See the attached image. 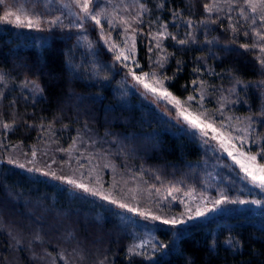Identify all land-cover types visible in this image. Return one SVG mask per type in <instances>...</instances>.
Listing matches in <instances>:
<instances>
[{"label":"trees","instance_id":"1","mask_svg":"<svg viewBox=\"0 0 264 264\" xmlns=\"http://www.w3.org/2000/svg\"><path fill=\"white\" fill-rule=\"evenodd\" d=\"M6 2L18 14L20 7L40 14L44 30L0 22V264H264V208L232 206L176 226L139 215L161 217L165 207L181 213L190 191L248 195L228 158L130 74L155 72L175 97L207 121L223 122L235 137L251 117L245 143L256 152L260 145L252 141L264 137V70L259 48L241 45L259 43L253 31H264L259 14L244 0H216L222 10L212 12L204 6L213 0H95L105 10L101 35L90 18L77 19L84 14L74 0ZM4 10L0 5V15ZM57 17L73 26L49 30L47 22ZM161 25L177 38H161L163 52L153 39ZM181 39L188 42L177 43ZM120 50L127 61L115 59ZM165 55L160 67L156 61ZM51 173L108 193L136 212ZM148 231L150 240L137 249L147 256L130 253Z\"/></svg>","mask_w":264,"mask_h":264},{"label":"snow or ice","instance_id":"2","mask_svg":"<svg viewBox=\"0 0 264 264\" xmlns=\"http://www.w3.org/2000/svg\"><path fill=\"white\" fill-rule=\"evenodd\" d=\"M225 2L231 5L234 2V0H225ZM74 3L76 4V6H78L81 9V11L84 14L83 16L77 15V19L84 20L86 18H90L92 21L95 22L96 25L100 26L101 35H103L104 27L101 23L100 17L104 15L105 10L103 8H99V5L95 4V0H74ZM244 3L251 9V12L253 14H256V13L259 14L258 18L262 22V24H264V0H244ZM0 5H4L5 7L3 15H0V22L14 24L16 27H20V28L35 27L37 30H41V31L44 30L41 27L43 21H42L40 14L29 12L24 7H20L18 9V12L20 13L18 14L17 12L12 10V6L9 3H7L6 0H0ZM139 7L141 9L147 10L146 6L143 4H141ZM204 7H205V10L208 12L222 10L216 3V0H213L212 4H206ZM21 14L23 15V18ZM241 15H243V9H241ZM13 17L14 19H12ZM244 18L246 20L249 19V17L247 16H245ZM133 19H135L137 23L142 22L139 19V16L134 17ZM47 23L50 26L49 30L51 29V27H56V26H73V25H64L60 17H57L54 20L48 21ZM124 23L128 24L130 27V24L128 21H124ZM255 23H256V19L252 18V24L254 25ZM108 24L111 27L112 25L111 19L108 20ZM74 26L83 28L82 23L76 24ZM161 27L164 30L162 32L155 33L153 35V39L156 41L155 47L157 49H160L163 52L164 49H163L161 38L167 39L169 36L171 37L172 40H176L177 38L175 35H172L171 33L167 32L166 25H161ZM232 29H233V32L237 31L235 25H232ZM125 31H127V28L125 29ZM253 31L259 43L254 42L251 45L245 43V44H242L241 47L244 48L246 51L258 47L261 53V56L258 57L257 59L259 60L261 69L264 70V31H262L261 29H253ZM243 35L248 36L249 33L246 31L243 33ZM134 40L135 38L133 37V47L135 46ZM187 42L188 41L186 39L177 40V43L179 44H185ZM105 43L106 44L108 43L107 39H105ZM115 47H116L115 44H113L110 47V50L115 49ZM122 56H123L124 61H127L129 59V56L125 55L123 50H120L118 52V54L115 56V59L117 61H120ZM166 60H167V56L165 55L160 60H157L156 63L160 67H163V63ZM127 66L128 65L125 64V67ZM136 66L139 67L138 62ZM130 74L134 77V79L136 80L138 84L142 85L147 90V92H151L152 94L157 96L158 99H165L167 100L168 103L172 104L173 107L178 112V118L182 117L186 123L191 125V127L195 129H199L201 133L205 136H208L209 134L207 129H211L213 133H218V135L211 136V139L219 140L220 145L224 149V151L227 152L228 156L231 157L233 161H235V163L238 164L241 170L245 173L244 179L249 180L250 183L254 187L259 188L261 192H264V163L258 162V159H257L259 157L260 161H264V144H260V141L264 139V137H258L257 139L252 141L253 143L260 145L259 149L256 152L253 153L251 148H248L247 151L244 150L245 141L251 136V130L254 127L251 117L247 118L248 123L246 127L239 129V131L242 132L243 135L233 137L231 132L227 131V129L224 128L223 122H221V129L218 130L217 128L213 127L212 123L206 122L205 119H203L200 115L186 114V110L182 107L181 101L177 97H175L170 91H168L167 88L164 87L163 83L161 82V79L157 77V74L155 72L151 74L144 72L138 75L130 69ZM149 76H151L152 83L146 82V78H148ZM3 79L4 77L0 76V81H3ZM164 79H167V77H165ZM25 83L28 84L29 82L26 81ZM196 83H197L196 81H193V84H196ZM200 83L203 84V82H200ZM260 83L264 84V80L260 81ZM31 84L35 86L36 90H39V86L35 84V81H32ZM235 84H243V81L240 79H235ZM230 91L234 93L235 87L231 89ZM202 98L203 97H201V99ZM194 99H195L194 96L187 97L188 101H192ZM233 103H235V101H233ZM217 111H220V110L218 109ZM221 115H223L222 111H221ZM261 115H264V113H261ZM2 126L3 128H6V129L11 127V125L7 123H4ZM233 140L238 141L240 146L236 147V144L232 143ZM229 144H231L232 148L237 153L236 155H234L232 150H229V146H228ZM62 151H71V149H62ZM32 155L35 156L36 153L33 151ZM9 163H15V161L10 159ZM18 166L20 168H25L24 164H18ZM33 170L40 171V169L38 168L28 169V171H33ZM43 174L45 176L49 175V173L47 172ZM51 175L55 179L65 181L67 184L72 185L74 188L80 189L85 193H89L92 196H99L101 199L106 200V201L109 200L108 196L102 195L98 191L92 188H89L86 184L78 183L74 179H70V178L66 179L63 176H56L55 173H51ZM109 202L111 204L117 205L119 208L127 209V211L129 212H136L135 208H129L126 204H123V203L117 204L116 200H110ZM211 203L213 204V207L211 208L202 209L200 206H197L195 209V215L189 214L188 219L189 220L197 219L200 217H205L207 214L212 213V212L223 211L227 205H243L247 203L260 204L261 201L260 200L246 201V200H241L239 198L232 199V198H229L227 195L221 193V195L215 200H213ZM189 212H191V210H189ZM139 215L142 216L144 219L161 220L160 216H156V215L149 216L147 213H143V212L139 213ZM185 222H186L185 220H178L176 218L162 220L163 224L172 225V226H176L177 224H182ZM34 239L40 240L41 238L39 235H37L34 237ZM17 243H20V241H17ZM142 247H143V244L134 245L132 248L129 249V252L134 255L147 256V253H142V252L137 251L138 248H142ZM61 258H63V256ZM101 264H103V262H101Z\"/></svg>","mask_w":264,"mask_h":264},{"label":"rangeland","instance_id":"3","mask_svg":"<svg viewBox=\"0 0 264 264\" xmlns=\"http://www.w3.org/2000/svg\"><path fill=\"white\" fill-rule=\"evenodd\" d=\"M146 82L148 83H152V80L150 77L146 78ZM158 87V86H157ZM159 90V88H158ZM154 95V94H153ZM180 100V99H179ZM181 103H182V107L186 110V114H190V115H200L203 119H205L206 122L208 123H212L213 124V127L217 128L218 130L221 129V126H219L218 124L216 123H213V122H210V121H207L208 118L206 117L205 114H199V111L195 110L192 106L189 105L188 102H185V101H182L180 100ZM171 106L173 107V105L171 104ZM174 108V107H173ZM175 109V108H174ZM176 113H177V117H178V112L177 110L175 109ZM179 122L182 123V124H185L187 125L192 131H194L195 133H197L199 135V137L202 139L203 143L206 145V146H209L212 150H215L216 152H218L219 154L223 155V156H226L229 160V164L231 166H233L238 172H239V176L240 178L243 180L244 184L242 185V188H241V191L243 193L246 192V194L248 196H240V197H236V198H239L241 200H246V201H253V200H260L261 203L260 204H252V203H247V204H243V205H227L223 211H226L228 208L230 207H243V206H246V207H250V206H254L256 208H264V192H261V190L259 188H256L254 187L249 180L247 179H244V176H245V173L241 170L240 166L238 164L235 163V161H233V159L231 157L228 156L227 152L224 151V149L221 147L220 145V142L219 140H213L211 139V136L213 135H218V133H213L211 131V129H207L208 131V136H205L201 133V131L199 129H195L193 127H191V125H189L188 123H186L182 117H179ZM220 124V123H219ZM221 125V124H220ZM223 125H225L223 123ZM227 129V128H225ZM227 131H231L229 129H227ZM233 137H235V135H232ZM233 144H236V147H239V142L236 141V140H233L232 141ZM229 146V150H232L234 155H236L237 153L235 152V150L232 148L231 144L228 145ZM249 148V144L248 143H245L244 145V150L247 151V149ZM253 152V151H252ZM254 153V152H253ZM34 160H35V157H32ZM258 159V158H257ZM259 162V160H258ZM98 187V189L101 187V185L97 182V185H95ZM102 188V187H101ZM103 189V188H102ZM253 194V195H251ZM212 195V194H211ZM209 194H202V193H198V192H188L187 194V198H186V202H185V210L182 211L181 213H171L168 211V209L165 207L164 208V211L160 212V215H161V220H155L157 222H161L162 223V220L163 219H172V218H176L178 220H185L186 222L185 223H182V224H177V225H184L188 222H191V221H194V220H197V219H206L208 217H211V216H214V215H217L218 213L220 212H223V211H219V212H212V213H209L207 214L205 217H200V218H197V219H192V220H189L188 219V215L189 214H192V215H195V209L197 206H200L202 209H206V208H211L213 207V204L211 203L213 200H215L217 197L215 196H211ZM106 196L109 197V201L110 200H114V198L111 196H109V194L107 193ZM234 198V199H236ZM116 199V197H115ZM117 201V204H118V200L116 199ZM189 210H191V212H189ZM138 224V222H136V225ZM147 235L145 238H142L140 239V244H147L148 241L150 240L151 238V233L150 231L146 232Z\"/></svg>","mask_w":264,"mask_h":264},{"label":"bare ground","instance_id":"4","mask_svg":"<svg viewBox=\"0 0 264 264\" xmlns=\"http://www.w3.org/2000/svg\"><path fill=\"white\" fill-rule=\"evenodd\" d=\"M99 255V254H98ZM105 256H108V254L107 255H105ZM96 258V257H95ZM109 258H111L110 256H109ZM108 260V259H107ZM113 260V259H112ZM105 262H106V260H104ZM110 261V260H109ZM111 262V261H110ZM109 262V263H110ZM97 263V262H96ZM94 264V263H93ZM106 264V263H105Z\"/></svg>","mask_w":264,"mask_h":264}]
</instances>
